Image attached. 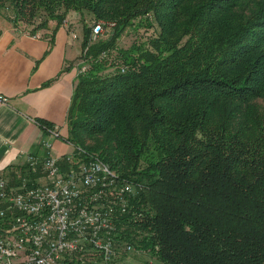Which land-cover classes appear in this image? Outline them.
Segmentation results:
<instances>
[{"label": "trees", "instance_id": "16d2710c", "mask_svg": "<svg viewBox=\"0 0 264 264\" xmlns=\"http://www.w3.org/2000/svg\"><path fill=\"white\" fill-rule=\"evenodd\" d=\"M8 9L34 35L57 23L50 48L71 13L110 29L92 41L84 27L65 141L134 185L116 224L124 253L264 264V0H0ZM140 28L155 33L119 49Z\"/></svg>", "mask_w": 264, "mask_h": 264}, {"label": "built area", "instance_id": "2783aa9c", "mask_svg": "<svg viewBox=\"0 0 264 264\" xmlns=\"http://www.w3.org/2000/svg\"><path fill=\"white\" fill-rule=\"evenodd\" d=\"M106 30L104 23H96L92 41ZM47 131L58 137L54 129ZM44 145L51 150L52 145ZM75 150L64 168L49 152L43 161L28 156L29 170L41 171L44 184L31 185L23 177L21 187L14 189L0 177V219L5 222L0 264H95L99 257L103 264H117L116 224L127 213L135 187L98 154Z\"/></svg>", "mask_w": 264, "mask_h": 264}, {"label": "crops", "instance_id": "0c3cea01", "mask_svg": "<svg viewBox=\"0 0 264 264\" xmlns=\"http://www.w3.org/2000/svg\"><path fill=\"white\" fill-rule=\"evenodd\" d=\"M66 21V20H65ZM36 34L15 27L0 16V177L11 188L21 187L23 177L31 185L44 184L46 176L29 170L30 155L43 161L49 154L64 163L74 152L65 141L69 107L77 84V60L83 41L71 35L67 24L50 36L57 23ZM49 50V53H48ZM72 68L65 71V68ZM49 81H53L49 85ZM54 125L58 137L39 125ZM45 143L52 145L51 150Z\"/></svg>", "mask_w": 264, "mask_h": 264}, {"label": "rangeland", "instance_id": "374dc122", "mask_svg": "<svg viewBox=\"0 0 264 264\" xmlns=\"http://www.w3.org/2000/svg\"><path fill=\"white\" fill-rule=\"evenodd\" d=\"M5 15H9V16H13V12L12 10H5L3 15L0 13V16H4ZM21 28L23 30H29L32 29V26H28L26 23L20 21L19 22ZM64 24H67L68 26V30L69 33L71 35H76L77 40H81L83 41L84 37H83V33H84V27L87 25L89 27L93 26L94 21L93 18L90 17L89 15L85 14L83 18H81V15L79 13H71L68 15V17L66 18V21L64 22ZM30 25V24H29ZM136 31V30H135ZM110 32V29L106 30V33L101 37L102 39H106L107 37V33ZM155 33V30L153 28H140L138 31L134 32L129 31V33H125L123 34V37L121 38V40L118 43V47L119 49H127L129 47L132 46V44H135V42H144L146 40H149L151 36H153V34ZM83 54L78 58L77 60V65L83 63ZM115 55V54H114ZM115 57V56H114ZM112 57V58H114ZM115 69H110L107 72H114ZM124 240H122V244H120V254L121 257L118 260L117 264H146L148 262H150L149 260L151 259L150 256H147L145 254H141V253H137V251L134 249V247H132L131 250H128L126 253H124L125 250V246H126V242H123ZM95 264H103L102 260L100 259V257L97 259L95 258ZM153 261V260H152ZM154 264L155 261H153Z\"/></svg>", "mask_w": 264, "mask_h": 264}]
</instances>
